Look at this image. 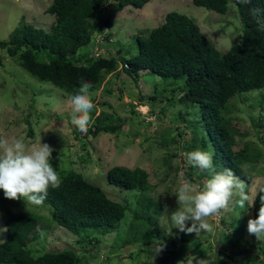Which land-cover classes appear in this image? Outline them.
Instances as JSON below:
<instances>
[{
	"label": "rangeland",
	"instance_id": "374dc122",
	"mask_svg": "<svg viewBox=\"0 0 264 264\" xmlns=\"http://www.w3.org/2000/svg\"><path fill=\"white\" fill-rule=\"evenodd\" d=\"M50 2L0 0V40H6L22 19L48 30L54 21V15L45 12ZM113 5L114 1L103 2L102 9L90 19L91 30L97 31L102 27L98 42L91 46L95 55L109 53L105 45L110 44L125 55L135 52L136 37L148 35L171 11L190 17L212 45L222 52L228 51L240 34V19L233 4L224 14L197 6L192 0H150L142 7L126 6L119 11H115ZM106 19L108 25L105 24ZM179 83V80L162 78L148 70L139 72L135 82L119 62L114 71L104 75L102 82L92 85L95 108L91 113L92 123L84 134L71 123L69 94L49 82L39 81L21 66L19 59L0 49V135L22 138L29 146L39 141L48 144L54 150L50 162L57 172L80 171L117 201L122 200L124 192L118 193V188L107 185L108 168L114 165L143 168L149 174V196L156 207L153 227L158 229L159 235H164L148 245L122 244L128 221H121L116 230L101 234L98 244L90 242L83 245L78 242L79 236L48 219V204L43 202L36 206L20 199L11 205L14 210H30L42 216L39 228L45 233V239L33 248V253L50 246H71L78 255H86L83 259L85 264H180L181 258L172 259L168 250L170 245L163 244V250L156 253V248L162 246L159 241L166 243L172 240L174 250H177L196 239L202 244L196 256H192L190 249L185 251L187 264H208L214 255L220 264H239L247 258L248 264H264V240H257L247 231V222L252 218L251 207L246 205L241 209L235 203L236 197L221 211L218 220H209L214 234L203 230L198 233L181 232L171 220V214L178 208L176 190L181 180L187 179L185 172L198 176L197 169L189 167L181 150L170 142L172 138H178L177 132L182 131L171 124V117L176 116L181 104L176 102L166 109L162 106L177 98L170 88ZM182 111L187 113L185 118H188L189 125L182 140L190 144L198 140L196 130L199 127L192 122L198 115L193 106L184 107ZM226 112L233 117L232 122H236L234 149L247 148L249 159L241 166L250 175L248 185L256 194L264 183V89L234 96ZM101 115L102 123L119 122L120 131L94 133L93 124ZM191 224L187 221L186 227H191ZM218 224L231 237L233 244L230 245L239 253L234 250L219 253L220 247L216 242ZM5 232L6 226L0 214V242L6 239Z\"/></svg>",
	"mask_w": 264,
	"mask_h": 264
},
{
	"label": "trees",
	"instance_id": "16d2710c",
	"mask_svg": "<svg viewBox=\"0 0 264 264\" xmlns=\"http://www.w3.org/2000/svg\"><path fill=\"white\" fill-rule=\"evenodd\" d=\"M108 1L51 0L45 9L46 13L54 15L48 30L22 19L6 40H0V49L19 59L21 66L39 81L49 82L69 95L83 81L99 84L106 73L116 69L119 62L135 82L142 70L154 72L162 78L179 80V84L170 88L177 98L168 101L167 106L162 105L166 109L176 102L181 104L176 116L171 117V124L182 131L177 132L178 138L170 140L171 144L181 150L184 161L185 152L195 149L211 151L217 171L231 169L240 179L250 183V175L241 166L249 159L247 148L234 149L236 122H232L233 117L226 111L234 96L264 89V29L260 28L252 14L253 9H259V18L264 22V0H251L248 4L240 0H192L197 6L221 14L226 13L230 4L234 5L241 29L239 38L228 51L222 52L213 46L190 17L171 11L148 35L136 37L135 52L125 55L120 49L114 50L110 44L105 45L109 52L105 54L108 55H95L91 46L98 42L102 27L97 31L91 30L90 19L102 9V3ZM110 1H114L113 9L119 11L126 6L142 7L149 0ZM105 24L108 25L107 19ZM188 106L196 109L198 117L192 122L199 127L196 130L198 140L190 144L182 140L189 126L188 118H185L187 113L182 110ZM102 119V115L96 117L94 133L120 131L119 122L107 124L102 123ZM58 172L62 183L58 189L50 188L44 200L49 207L48 219L79 236L81 244H98L100 235L116 230L121 221H128L127 229H123L127 234L122 244L148 245L164 237L153 227L156 207L149 196V174L143 168L121 165L108 168L106 183L118 188V193L124 192L120 201L110 198L101 185H96L80 171ZM185 176L201 184L203 179L208 178L204 173L193 177L185 172ZM261 187L264 183L256 193ZM17 201L5 198L3 190H0V214L6 226V239L0 242V264H85L83 259L86 255H78L71 246H50L33 253V248L45 239V233L39 228L42 216L30 210H14L11 205ZM259 207L256 195L251 206L253 219L257 217ZM219 226L216 232L219 253L233 250L239 253L230 245L233 241L231 237ZM143 227L145 231L141 232ZM159 244L170 245L168 250L172 259L179 257L180 264H187L185 251L190 249L192 256H196L202 241L191 240L177 250H174L172 240L166 243L160 240ZM248 263L249 258L239 262ZM208 264H220L219 258L214 255Z\"/></svg>",
	"mask_w": 264,
	"mask_h": 264
},
{
	"label": "clouds",
	"instance_id": "9594fccd",
	"mask_svg": "<svg viewBox=\"0 0 264 264\" xmlns=\"http://www.w3.org/2000/svg\"><path fill=\"white\" fill-rule=\"evenodd\" d=\"M240 2L248 4L251 0ZM258 13L259 9L252 10L258 25L264 29V22L260 20ZM92 87L90 82L83 81L68 96L71 123L84 134H87L92 123L91 113L95 108ZM53 151L48 144L41 141L29 146L22 138L0 135V190H3L5 198L22 199L26 204L42 205L49 189H58L62 183V178L50 162ZM183 155L187 164L197 169V175L204 173L208 178L203 184L189 179L181 180L175 193L178 208L171 214L175 227L181 232L198 233L203 230L214 234L209 220H218L221 211L228 207L234 197L237 198L235 203L245 209L246 205L253 206L258 195V215L248 220L247 231L257 240H264V187L253 194L249 185L231 169L217 171L211 151L195 149ZM187 221L192 222L191 227H186ZM163 247L158 246L156 253L161 252Z\"/></svg>",
	"mask_w": 264,
	"mask_h": 264
}]
</instances>
